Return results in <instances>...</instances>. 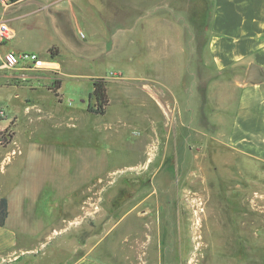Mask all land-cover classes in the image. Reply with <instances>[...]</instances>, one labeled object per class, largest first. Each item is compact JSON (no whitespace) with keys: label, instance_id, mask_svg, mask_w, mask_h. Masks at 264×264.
Listing matches in <instances>:
<instances>
[{"label":"rangeland","instance_id":"1","mask_svg":"<svg viewBox=\"0 0 264 264\" xmlns=\"http://www.w3.org/2000/svg\"><path fill=\"white\" fill-rule=\"evenodd\" d=\"M169 1L158 7L160 22L131 28L132 38L146 33L165 50L178 43L179 28L186 39L195 31L196 51L183 40L181 59L194 62L180 81L168 59L176 51L162 54L163 92L145 78L116 77L141 72L138 57L126 54L68 66L84 75L63 78V105L47 91L52 82L32 91L0 78V160L22 150L6 170L0 165V196L20 198L30 181L33 215V233H18L17 254L5 250L0 264H71L85 253L107 264L264 262V159L229 141L245 65L209 61L206 0ZM92 25L102 32V20ZM88 73L112 77L102 115L87 112ZM67 210L62 228L45 227Z\"/></svg>","mask_w":264,"mask_h":264},{"label":"crops","instance_id":"2","mask_svg":"<svg viewBox=\"0 0 264 264\" xmlns=\"http://www.w3.org/2000/svg\"><path fill=\"white\" fill-rule=\"evenodd\" d=\"M3 1L0 0V20L7 21L14 38L1 41L0 52L13 50L17 53H40L43 56L41 58L50 61L51 67L29 70L0 69V78H13V84L8 86L32 91L43 87L44 83L52 82L47 91L53 93L55 101L60 105H63L60 92L63 78L84 75L68 72V66L81 60L99 63L106 60L116 62L124 59V54L130 55L132 61L138 57V62L142 64L137 67V70L141 69L140 74L123 76L121 71H116L117 75L111 74L130 80L145 78L147 82L160 84L158 92L164 91V82L169 74L160 73L162 54L168 58L166 52L173 51L175 55L176 51L177 58H168L171 67L175 68L172 79L174 82L182 79L188 62H194L190 55L188 60L181 59L180 56L184 39L187 40L189 52L196 51L194 30L186 39V33L179 28L178 43L174 44L172 50H165L164 44L160 45L159 38L149 37L146 33H142L139 40L131 36L133 22L140 23L141 29L143 22L144 25L160 22L159 8L163 12L165 3H169V0H113L109 1L111 5L108 3L105 6L98 4L97 0H23L8 5ZM206 3V8L211 13L206 43L211 56L209 61L219 68L235 63L244 64V76L249 63L258 65L264 72V0H206ZM163 14L162 22L165 24ZM99 19L103 22L102 32L92 25ZM74 29L80 35H83L81 30L85 29L87 35L79 38ZM119 73L121 74L118 75ZM86 76L91 82L96 77H103L105 83L112 80L110 76L95 73H88ZM56 80L59 86L54 91L52 86L55 88ZM240 87L236 118L229 130V141L243 152L264 159V80L252 83L246 82L243 77ZM18 148L21 150V147ZM19 150L14 148V156L8 154L0 160L2 170L14 163L16 155L20 154ZM22 186L25 190L23 189L20 198L11 197L9 194L3 196L7 200V216L0 227L10 229L7 233H0V253L6 250L10 252L9 255L17 254L14 248L17 246L18 233H33L30 230L33 219L30 199L32 186L30 181L22 183ZM69 192H73V197H79L76 188ZM73 208L74 206L69 210ZM69 210L53 215L45 227L62 228L65 222L63 219L70 220L65 217ZM59 219L61 222L57 223ZM25 250L27 249H20L21 252ZM90 254L78 256L71 264H107Z\"/></svg>","mask_w":264,"mask_h":264},{"label":"built area","instance_id":"3","mask_svg":"<svg viewBox=\"0 0 264 264\" xmlns=\"http://www.w3.org/2000/svg\"><path fill=\"white\" fill-rule=\"evenodd\" d=\"M23 0H4L8 5L10 3H18ZM14 38V33L6 20H0V42ZM50 66V61L39 57L34 52H20L13 50L0 52V69L25 70L47 68Z\"/></svg>","mask_w":264,"mask_h":264},{"label":"trees","instance_id":"4","mask_svg":"<svg viewBox=\"0 0 264 264\" xmlns=\"http://www.w3.org/2000/svg\"><path fill=\"white\" fill-rule=\"evenodd\" d=\"M58 80L55 81V88L59 86ZM51 88V87H50ZM89 97L94 100L93 104L88 103L87 111L93 114H104L106 106L109 104V97L107 94L106 83L103 77H96L92 79V90ZM7 216V200L5 197H0V225H2Z\"/></svg>","mask_w":264,"mask_h":264},{"label":"water","instance_id":"5","mask_svg":"<svg viewBox=\"0 0 264 264\" xmlns=\"http://www.w3.org/2000/svg\"><path fill=\"white\" fill-rule=\"evenodd\" d=\"M244 80L252 83L262 81L264 80V72L258 65L249 63L245 72Z\"/></svg>","mask_w":264,"mask_h":264}]
</instances>
